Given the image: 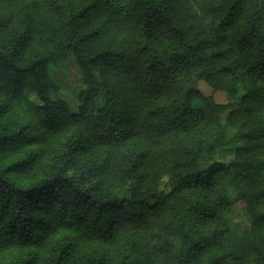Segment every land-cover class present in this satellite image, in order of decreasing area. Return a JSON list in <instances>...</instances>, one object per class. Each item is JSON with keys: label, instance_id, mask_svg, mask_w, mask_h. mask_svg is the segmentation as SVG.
<instances>
[{"label": "trees", "instance_id": "16d2710c", "mask_svg": "<svg viewBox=\"0 0 264 264\" xmlns=\"http://www.w3.org/2000/svg\"><path fill=\"white\" fill-rule=\"evenodd\" d=\"M0 264H264V0H0Z\"/></svg>", "mask_w": 264, "mask_h": 264}, {"label": "rangeland", "instance_id": "374dc122", "mask_svg": "<svg viewBox=\"0 0 264 264\" xmlns=\"http://www.w3.org/2000/svg\"><path fill=\"white\" fill-rule=\"evenodd\" d=\"M48 75L53 82L51 97L64 100L71 112L77 111L78 94L81 87L80 74L77 64L72 56H63L59 60L48 63ZM199 91L204 96H213L218 103H228L237 101L238 98L230 97L223 93H215L205 83L198 84ZM28 100L35 104L39 101L34 94H27ZM226 117H224V120ZM227 158H216V161H228ZM237 221L248 222L247 216L243 212H237L235 215Z\"/></svg>", "mask_w": 264, "mask_h": 264}]
</instances>
